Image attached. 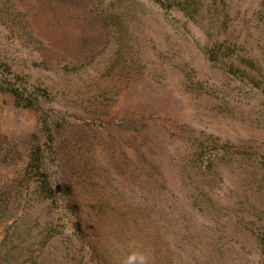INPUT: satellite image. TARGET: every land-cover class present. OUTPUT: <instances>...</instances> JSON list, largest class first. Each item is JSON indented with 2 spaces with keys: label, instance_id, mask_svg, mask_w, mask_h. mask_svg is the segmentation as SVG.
Listing matches in <instances>:
<instances>
[{
  "label": "rangeland",
  "instance_id": "374dc122",
  "mask_svg": "<svg viewBox=\"0 0 264 264\" xmlns=\"http://www.w3.org/2000/svg\"><path fill=\"white\" fill-rule=\"evenodd\" d=\"M21 1L38 40L0 23V50L90 121H62L59 180L103 264H264V0H130L115 27L95 0ZM40 115L0 92V190L22 177ZM25 206L0 221V262L93 264L74 237L22 249L30 236L9 227L41 239L51 219Z\"/></svg>",
  "mask_w": 264,
  "mask_h": 264
},
{
  "label": "trees",
  "instance_id": "16d2710c",
  "mask_svg": "<svg viewBox=\"0 0 264 264\" xmlns=\"http://www.w3.org/2000/svg\"><path fill=\"white\" fill-rule=\"evenodd\" d=\"M64 1L80 9V0ZM152 1L162 7L164 5L171 7L180 5L177 0ZM95 4V12L100 20L107 27H115L118 25L122 14H125L131 5L136 3L130 2V0H95ZM0 23L6 26L4 27L5 30L15 35L14 38L12 35L10 37L24 48L31 47L29 45L38 40L32 11L24 8L21 0H0ZM3 49L5 54L0 56V92H8L13 95L19 107H39L41 115L39 131L32 137L29 146V160L22 177L16 179L12 186L8 184L0 190V221L12 216L15 210L20 209L23 204L31 210L38 205H43L51 218L50 221H47L49 227L47 226L45 237L36 239L32 237L31 229L29 231L19 230L18 221L15 222L16 226L11 225L9 227L15 230L13 232L16 235L19 233L18 236L20 237L26 234L30 236L29 242L31 243L27 246L28 240H21L22 249L38 245L43 247L52 239L63 238V236L74 237L85 246L93 264H103L105 257L91 243L87 234V223L83 217L79 218L77 215V206L70 190L59 180L62 165L56 141L63 126L62 121L66 119L90 121L78 116L77 112L62 109L61 99H66L65 91L58 88L56 89L57 95H55L51 87L31 82L30 75L15 65L16 58L10 56L6 48ZM210 54L212 60H216L213 50L210 51ZM59 92L62 93L59 94ZM62 112L66 113L67 117H60ZM201 145L199 141L192 144L193 156L198 155Z\"/></svg>",
  "mask_w": 264,
  "mask_h": 264
},
{
  "label": "clouds",
  "instance_id": "9594fccd",
  "mask_svg": "<svg viewBox=\"0 0 264 264\" xmlns=\"http://www.w3.org/2000/svg\"><path fill=\"white\" fill-rule=\"evenodd\" d=\"M136 258L138 259V264H147V257L142 252Z\"/></svg>",
  "mask_w": 264,
  "mask_h": 264
}]
</instances>
